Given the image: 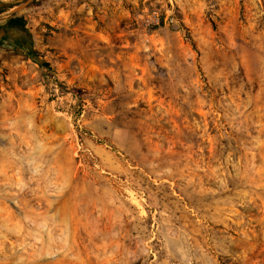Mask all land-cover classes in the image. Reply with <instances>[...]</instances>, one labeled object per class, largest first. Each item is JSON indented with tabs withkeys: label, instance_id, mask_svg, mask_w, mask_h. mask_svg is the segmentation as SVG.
I'll list each match as a JSON object with an SVG mask.
<instances>
[{
	"label": "rangeland",
	"instance_id": "1",
	"mask_svg": "<svg viewBox=\"0 0 264 264\" xmlns=\"http://www.w3.org/2000/svg\"><path fill=\"white\" fill-rule=\"evenodd\" d=\"M25 1L0 264H264V0Z\"/></svg>",
	"mask_w": 264,
	"mask_h": 264
},
{
	"label": "trees",
	"instance_id": "2",
	"mask_svg": "<svg viewBox=\"0 0 264 264\" xmlns=\"http://www.w3.org/2000/svg\"><path fill=\"white\" fill-rule=\"evenodd\" d=\"M6 9H8V8H5V9L0 8V12H2L3 10H6ZM9 22L11 25L17 26L19 28L23 27V25H24V20L18 16L12 17ZM8 36H10V38H12V36L8 33V31L3 29V26L0 25V37H8ZM17 42L20 43L19 40H17ZM41 59L42 60H41L40 66L42 69V75H43L45 81H49V78L52 76V74L49 71V68L47 66V62L45 60H43V58H41ZM55 81H56V83H58L59 87H63V85L61 84L60 81H58L57 79Z\"/></svg>",
	"mask_w": 264,
	"mask_h": 264
},
{
	"label": "water",
	"instance_id": "3",
	"mask_svg": "<svg viewBox=\"0 0 264 264\" xmlns=\"http://www.w3.org/2000/svg\"><path fill=\"white\" fill-rule=\"evenodd\" d=\"M28 1H29V0L25 1V2H24L23 4H21L19 7L24 6ZM19 7H17V8H19Z\"/></svg>",
	"mask_w": 264,
	"mask_h": 264
},
{
	"label": "built area",
	"instance_id": "4",
	"mask_svg": "<svg viewBox=\"0 0 264 264\" xmlns=\"http://www.w3.org/2000/svg\"><path fill=\"white\" fill-rule=\"evenodd\" d=\"M154 23H157V19L156 20H152ZM149 23V22H148Z\"/></svg>",
	"mask_w": 264,
	"mask_h": 264
}]
</instances>
